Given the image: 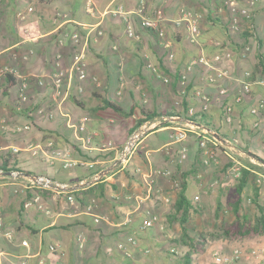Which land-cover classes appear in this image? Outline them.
I'll list each match as a JSON object with an SVG mask.
<instances>
[{"label":"crops","instance_id":"crops-1","mask_svg":"<svg viewBox=\"0 0 264 264\" xmlns=\"http://www.w3.org/2000/svg\"><path fill=\"white\" fill-rule=\"evenodd\" d=\"M89 1L91 12L86 10ZM137 4L138 0H0V71L9 69L17 79L3 92L4 76L0 75V156L15 154V166L22 173L18 178L0 175V264H184L187 247L179 240L181 227L178 221L168 224L167 216L172 213L177 176L192 168L195 173L186 177L188 195L197 198L212 192L213 212L223 193L232 195L234 190L235 200L238 198L235 185L242 170L249 171L251 178L240 197L247 196L251 203V179L255 178L259 199L264 200V0H237L233 6L247 9L251 17L238 16L235 24L230 6L223 1L146 0L147 16L163 15L160 26L170 43L167 51L160 47L155 32L142 29L134 16L113 14L117 8L130 11ZM183 10L200 15V35L194 42L181 21ZM208 15L223 17L228 23L227 36L218 28L219 23L213 26L208 21ZM127 23L134 31L133 38L126 35ZM74 32L80 34L79 47L72 42ZM221 42L230 57L221 58L217 67L226 69L231 78L210 84L206 76L214 72L196 65L189 75L188 99L198 112L200 103L195 94H206L210 99L206 117L218 127L223 106L234 104L242 87L240 81L249 72L250 93L239 107L244 109L242 130L234 112V141L238 145L221 142L205 165L197 132L190 130L185 142L174 144L169 125L149 133L127 164L114 166L117 151L135 120L142 117L139 107L155 112L178 109L182 100L178 75L202 52L206 56L214 53ZM77 50L83 51L84 80L72 69ZM169 52L173 54L171 61ZM148 65L156 66L168 82L157 79ZM20 77L29 79L28 101L23 104L18 102ZM55 77L62 81L60 96L52 85ZM36 79L43 84L39 86ZM222 88L224 95L219 94ZM103 100L116 103L126 113L133 108V113L125 117L110 108L101 109ZM25 108L32 110L31 118ZM82 118H86V133L91 136L86 148L75 137ZM25 125L27 130L15 131ZM49 141L68 158L91 166L66 169L60 160L50 164L41 154L27 150L29 145ZM107 142L114 148L100 151L99 146ZM182 146L185 158L180 157ZM34 175L67 184L70 190L60 193L29 188L28 179ZM146 178L151 181L150 195ZM219 202L223 213L233 218L230 207L234 201ZM206 203L199 202L200 213L190 210L189 227L193 215L206 212L202 208ZM241 208L240 213L247 214ZM148 214L157 220L143 228ZM237 247H264V235L210 241L204 251L192 254L193 264L208 261L214 249L229 253ZM236 264L262 263L245 254Z\"/></svg>","mask_w":264,"mask_h":264},{"label":"built area","instance_id":"built-area-1","mask_svg":"<svg viewBox=\"0 0 264 264\" xmlns=\"http://www.w3.org/2000/svg\"><path fill=\"white\" fill-rule=\"evenodd\" d=\"M223 1L224 4L229 5L232 12V21L233 24L237 23L238 16H244L246 18H250L251 14L245 8H235L233 4L237 0H217ZM92 5L89 1L87 3L86 10L91 12ZM29 11L31 9L29 8ZM113 14H122L127 17L128 15L134 16L138 22L139 26L142 29L152 30L155 32L158 37V43L160 47L164 50H168L170 48V43L165 36L164 29L160 26V23L163 21V15L161 12H157L154 17H149L146 15V0H138L137 6L130 11H123L121 8H117L114 10ZM20 17L23 18L21 14ZM199 20L200 15L192 10H183L181 13V21L184 24L186 31L191 38L192 42H194L198 36L200 35L199 29ZM100 33V32H99ZM126 35L129 38L134 37V31L129 23L126 26ZM72 42L76 47H79L81 44L80 34L78 32H74L71 34ZM263 55H264V47H263ZM229 58L230 53H218L213 55L212 57H208L205 53L199 54L193 61L187 64L184 69L180 72V78L178 81V87L180 88L181 94L184 93L186 86L189 83V75L194 69L196 65H201L206 67L209 71H213L214 74H210L206 76V82L210 84H214L217 80L220 79H230L229 72L226 69H222L217 67V65L221 62V58ZM173 58V54L171 52L168 53V60L171 61ZM151 73L162 82H168V78L164 76L160 70L153 65H148ZM72 69L74 73L78 76L80 80H84L86 78V70L85 65L83 63V51L77 50L72 56ZM13 72L9 69H2L0 71V75L12 74ZM13 75V74H12ZM251 77L249 72H245L242 80V87L239 93L235 96L234 102L243 101L244 97L249 94L250 88L249 80ZM36 82L39 86L43 84V82L39 79H36ZM52 85L55 89L56 95H61V85L62 81L60 77H55L52 80ZM28 87H29V79L26 77L19 78V88H18V102L23 104L28 101ZM226 93L225 88L220 89L219 94L224 95ZM200 103V112L207 111L209 108V97L204 94L202 91H197L195 94ZM255 113V111H253ZM195 110L193 107H190L188 110V115H193ZM178 121H181V124H176ZM225 121L228 124L233 123V110L232 106L225 105ZM86 118H82V120L77 125L76 129V139L80 141L81 147L86 148L87 145L91 141V136L86 133L85 126ZM163 123H168L167 126H162ZM235 123V122H234ZM171 125L170 129V141L174 144H182L186 141L188 137V133L190 130H195L197 136L198 147L201 149L203 154V163L205 165L209 164L210 159L213 158L215 150L218 149L221 142H224L228 145H233L234 140L230 139H222L219 133L213 129L206 128L201 126L200 124L191 122L189 120H182L177 117H158L153 120L144 121L139 127L133 129L126 137L123 142L121 148L117 151V161L114 163V166L120 164H127L133 155L136 153L139 145L143 141V139L149 134L163 127L166 128ZM4 128V127H3ZM28 129V125H25L22 128H15L16 132H21ZM114 148L113 143L107 142L103 143L99 146V150L106 152L112 150ZM27 150L30 151L33 155L41 154L48 163L51 164L53 160H60L62 162V166L66 169L74 168L76 166H85L89 163H85L80 159H71L66 156L65 153L53 147V142L49 141L45 145L41 143H35L29 145ZM16 152V151H15ZM180 157L185 158L186 148L182 146L180 150ZM88 166H91L89 164ZM11 177L18 178L22 176V173L19 170H13L9 172ZM2 171H0V175H4ZM237 176H239V169L236 170ZM99 176L95 178L97 180ZM145 183L147 185L148 195L151 194L152 187L151 181L148 178L145 179ZM177 185V184H176ZM28 186L32 189H39L45 191H54L60 193H67L70 190V187L67 184L61 183L59 181L53 180L50 177L44 175H34L33 177L28 179ZM68 200H71V197H68ZM148 218L143 221V228H149L153 225V223L157 220V217L154 214H148ZM95 222H99V219H95ZM8 238L10 235L5 234ZM128 241L132 244H135V240L132 238H128ZM49 249L51 251L55 250L54 245H50ZM245 254H249L255 259L259 260L260 263L264 264V247H253L248 250L243 248H233L229 253H224L221 248L212 250L210 254V259L203 263H194V264H236L238 263Z\"/></svg>","mask_w":264,"mask_h":264},{"label":"trees","instance_id":"trees-1","mask_svg":"<svg viewBox=\"0 0 264 264\" xmlns=\"http://www.w3.org/2000/svg\"><path fill=\"white\" fill-rule=\"evenodd\" d=\"M241 17V16H240ZM244 17V16H243ZM246 18V17H245ZM208 21H210L213 26H216V23H219L218 28L222 30L224 36H227L228 34V23L224 21L223 17L221 15H208L207 16ZM250 19V18H246ZM214 53H207L208 57H212L215 54L223 53L225 52L227 46L224 43H220L216 45ZM261 56L264 57V55L261 53ZM262 74L264 75V69L261 70ZM180 75H178V81H179ZM17 82V79L12 74H5L4 75V87L3 92H7L9 88L14 86ZM176 87V85H175ZM191 86H186V89L183 94L180 92L179 88V96L182 98L180 107L178 109L172 108L167 109L161 112H155L152 110L147 109L144 106L139 107L140 113L142 117L140 119L135 120V123L130 131L133 129L139 127L144 121L147 120H153L158 117L166 116V117H177L182 120H189L191 122L200 124L201 126H204L206 128L213 129L217 131L222 139H230L234 140L235 135L234 133H237V128L235 121L234 112L238 113V124L241 130H242V113L243 108H240V106L243 105V101L240 102H234L232 105L233 110V123L228 124L225 121V105L222 109L221 119H220V126L216 127L214 124L210 122V120L206 117L207 111L204 112H195L193 115H188V110L190 107H192L191 103L192 101H189L188 95L190 93ZM250 93V92H249ZM191 104V105H190ZM33 105V104H32ZM29 108V107H28ZM28 108L23 109L25 113H27L28 118H31V112L32 110H28ZM110 108L116 113L129 117L133 113V108L130 109L129 112H124L123 109L117 105L116 103H111L107 100L102 101V107L101 109ZM168 123H163L162 126H167ZM227 126V127H226ZM224 127L226 129H224ZM236 128V129H235ZM239 130V129H238ZM249 134H251L250 131H248ZM234 146H237L238 143L234 141ZM247 145V142H246ZM53 147L55 148V144L53 142ZM244 152H247L246 148L240 147ZM13 170H18L15 166V154L12 152L4 153L0 156V171L3 173H8ZM195 169H190L187 172H182L177 176L176 179V197L174 200V203L172 205V213L167 216V222L168 224H172L174 222L179 223L181 227V237L179 240L182 242V245L187 247V252L185 253L183 260L184 264H193L192 254L194 253H200L204 251L206 245L210 241H215L220 238H223L228 241H238V240H246V239H252L254 237L263 236L264 235V206L261 205L259 202V188L260 186L257 184L256 179L252 178L251 182L253 183L254 187H252L254 192V197L251 198V202L255 206V209L257 211L255 217L253 219L249 218V214H241L240 208H241V194L247 188V184L250 181L251 176L249 175L250 172L246 170H242L239 179L237 180V183L235 185V192L238 196V198L232 203L230 209L232 211L233 218L231 221L226 220V218L223 217V206L219 202V200H216V208L213 212V217L215 222H218L219 225H215L218 230L213 231H200L195 228H191L188 226L189 221V213L190 210L194 211L196 213H200V208L197 205V203L193 202L191 200V197L188 195L187 189V181L186 177L194 174ZM92 191V189H90ZM78 201H82L80 198H78ZM222 216V217H221Z\"/></svg>","mask_w":264,"mask_h":264},{"label":"rangeland","instance_id":"rangeland-1","mask_svg":"<svg viewBox=\"0 0 264 264\" xmlns=\"http://www.w3.org/2000/svg\"><path fill=\"white\" fill-rule=\"evenodd\" d=\"M234 194H235L234 190L232 191V195L228 194L227 192L223 193L222 195H220V201H235L236 196ZM241 199L242 201H244V203L241 204L242 212L246 211L249 214V218L253 219L257 213L255 206L253 205L252 202L251 203L248 202L247 196H244ZM191 200L197 203V205L199 204L200 201L202 204L205 201H207V203L202 206L203 210L206 212L203 213V215L201 216L193 215L191 227L197 228L198 230H202V228L199 226L204 227L208 231H213L215 229L218 230L217 227H215V225H219V223L215 222L214 217H213V207H214V201H215L213 197V193L211 192L209 194H205L203 197L200 195L197 198H194L193 196H191ZM259 201H264V200H259ZM261 205L264 206L263 203H261ZM208 207L210 208L211 212L209 209H207ZM223 217L232 218V216L224 214V213H223Z\"/></svg>","mask_w":264,"mask_h":264},{"label":"water","instance_id":"water-1","mask_svg":"<svg viewBox=\"0 0 264 264\" xmlns=\"http://www.w3.org/2000/svg\"><path fill=\"white\" fill-rule=\"evenodd\" d=\"M4 175H10V173L8 172V173H5Z\"/></svg>","mask_w":264,"mask_h":264}]
</instances>
